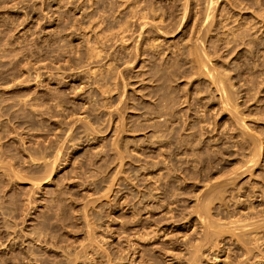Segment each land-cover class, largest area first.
I'll return each instance as SVG.
<instances>
[{"label": "rangeland", "instance_id": "1", "mask_svg": "<svg viewBox=\"0 0 264 264\" xmlns=\"http://www.w3.org/2000/svg\"><path fill=\"white\" fill-rule=\"evenodd\" d=\"M70 263L264 264V0H0V264Z\"/></svg>", "mask_w": 264, "mask_h": 264}, {"label": "bare ground", "instance_id": "2", "mask_svg": "<svg viewBox=\"0 0 264 264\" xmlns=\"http://www.w3.org/2000/svg\"><path fill=\"white\" fill-rule=\"evenodd\" d=\"M211 6H212V5H211ZM209 10H210V9H209ZM134 12H135V11H134ZM134 12H133V13H134ZM136 14H137V13H136ZM142 17H143V16H142ZM208 17H209V16H208ZM184 18H185V17H184ZM142 19H143V18H142ZM138 20H139V19H138ZM146 23H147V22H146ZM146 23H145V24H146ZM185 25H186V24H185ZM143 26H144V25H143ZM147 26H148V25H147ZM125 27H126V26H125ZM155 27H156V26H155ZM146 28H147V27H146ZM158 28H159V27H158ZM148 29H149V27H148ZM124 30H125V29H124ZM160 30H161V29H160ZM123 34H124V32H123ZM2 163H3V162H2ZM2 163H1V164H2ZM6 167H7V166H6ZM8 168L10 169V167H8ZM200 211H201V210H200ZM204 212H205V211H204ZM199 213H200V212H199ZM199 213H198V214H199ZM205 213H206V212H205ZM208 214H209V213H208ZM200 215H201V213H200ZM206 216H207V215H206ZM209 216H210V215H209ZM209 216H208V217H209ZM198 217H199V215H198ZM200 217H201V216H200ZM201 218H202V217H201ZM205 218H207V217H205ZM202 221H203V220H202ZM205 221H206V220H205ZM206 223H207V222H206ZM208 223H209V222H208ZM208 223H207V224H208ZM209 224H210V223H209ZM212 226H213V225H212ZM247 226H248V225H247ZM206 230H207V229H206ZM204 233H205V231H204ZM207 237H208V236H207ZM207 237H206V238H207ZM204 238H205V237H204ZM210 240H211V239H210ZM202 245H203V244H202ZM197 249H198V248H196L195 250H197ZM76 258H77V257H76ZM211 258H212V257H211ZM193 260H195V258H194ZM70 264H71V263H70ZM73 264H75V263H73Z\"/></svg>", "mask_w": 264, "mask_h": 264}]
</instances>
